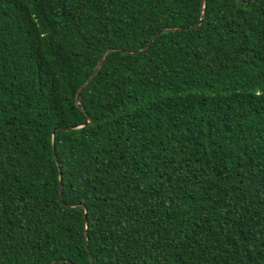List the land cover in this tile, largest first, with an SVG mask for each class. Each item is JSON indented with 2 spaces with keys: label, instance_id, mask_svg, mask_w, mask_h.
Here are the masks:
<instances>
[{
  "label": "trees",
  "instance_id": "1",
  "mask_svg": "<svg viewBox=\"0 0 264 264\" xmlns=\"http://www.w3.org/2000/svg\"><path fill=\"white\" fill-rule=\"evenodd\" d=\"M89 253L264 264V0H0V264Z\"/></svg>",
  "mask_w": 264,
  "mask_h": 264
},
{
  "label": "water",
  "instance_id": "2",
  "mask_svg": "<svg viewBox=\"0 0 264 264\" xmlns=\"http://www.w3.org/2000/svg\"><path fill=\"white\" fill-rule=\"evenodd\" d=\"M201 1L204 3V0H201ZM200 23H201V19H200L198 22H196V23L194 24V26H197V25H199ZM181 28H182V27H166V28H163V29L160 30V31L155 32V33L151 36V38L149 39V41L147 42V44L145 45V47H143L141 50H145V49L150 45V43L153 41V39H154L159 33L163 32V31L176 30V29H181ZM111 50H112V48H107V49H105V50L103 51L102 55H101L100 58L98 59L97 64H96L94 70L92 71L91 75L89 76V78H88L85 82H83V83L80 85V87L77 89L76 96H75V102H76V104H80V102H81V95H80L81 90H82L87 84H89L90 81L95 77V75L98 73V71H99V69H100V67H101V65H102V63H103V61H104V59H105L106 54H107L109 51H111ZM141 50H138V51H136V52H139V51H141ZM89 121H90V120H88V122H89ZM54 157L56 158L55 155H54ZM59 185H60V187H61V185H62V184H61V181L59 182ZM60 197H61V198L63 197L62 193H60ZM69 206H71V205H69ZM77 207H79V208H81V207L85 208V206H83V205H77ZM84 221L86 222V208H85V214H84ZM89 257H90V261H91V263L93 264V259H92V256H91L90 253H89ZM62 260H63V259H55V260H53V261L51 262V264H56L57 262L62 261ZM66 261H67L69 264H71L70 261H68V260H66Z\"/></svg>",
  "mask_w": 264,
  "mask_h": 264
}]
</instances>
